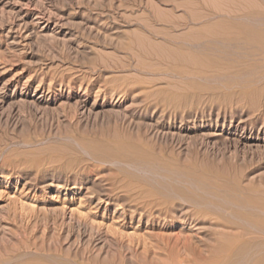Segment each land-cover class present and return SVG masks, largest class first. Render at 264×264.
I'll return each instance as SVG.
<instances>
[{
	"label": "rangeland",
	"instance_id": "1",
	"mask_svg": "<svg viewBox=\"0 0 264 264\" xmlns=\"http://www.w3.org/2000/svg\"><path fill=\"white\" fill-rule=\"evenodd\" d=\"M67 1L0 0V259L254 264L264 0Z\"/></svg>",
	"mask_w": 264,
	"mask_h": 264
},
{
	"label": "bare ground",
	"instance_id": "2",
	"mask_svg": "<svg viewBox=\"0 0 264 264\" xmlns=\"http://www.w3.org/2000/svg\"><path fill=\"white\" fill-rule=\"evenodd\" d=\"M51 2H54V0H50ZM127 1H129V0H127ZM134 0H131V2H133ZM142 1V0H141ZM34 2V1H33ZM67 2H69V1H67V0H56V3L57 4H55V6H56V8L59 10V11H61V12H67L69 9H70V6H69V4H70V2H69V4H67ZM136 2H138V1H134L133 3H136ZM129 4H130V1H129ZM138 5L140 4V2L139 3H137ZM43 5V4H42ZM123 5V4H122ZM128 5V4H127ZM140 6V5H139ZM36 7V6H35ZM43 7V6H42ZM41 7V8H42ZM63 7H65L66 9H63ZM116 8H114V10H115ZM114 10L112 11L114 14H116V12H114ZM119 10V9H118ZM44 11V10H43ZM74 15H76V13L75 14H73L72 16H74ZM98 16H100V17H104V15H98ZM108 20H113L114 21V18H113V16L112 15H107V16H105ZM261 19H263V18H261ZM100 20V19H99ZM263 21H264V19H263ZM124 24H126V26H132V25H136L137 27H140V28H144L146 25L145 24H143V23H139V22H134V20L133 19H124L123 21H122ZM259 23H262V22H259ZM261 25H263V24H261ZM76 27H77V25H76ZM145 208V207H144ZM259 239V238H258ZM263 239L264 238H262V242H264L263 241ZM250 240H252V239H250ZM256 240V239H255ZM242 241V240H241ZM253 242H255V241H253ZM260 242L261 241H259L258 242V240H257V243L258 244H260ZM245 243V242H244ZM247 243V242H246ZM240 244H242V242L240 243ZM262 244V243H261ZM233 246L234 245H236V243L235 244H232ZM248 245V244H247ZM263 245H264V243H263ZM237 247H238V245H236ZM235 246V247H236ZM246 246V245H245ZM236 247V248H237ZM241 247V246H240ZM247 247V246H246ZM245 247V248H246ZM227 248V247H226ZM228 248H229V245H228ZM235 248V250H237ZM231 249V248H230ZM257 249H258V251H257V253H258V256H261L260 258H258L257 257V255H256V257H257V259H256V261L255 260H253L252 258H251V260H253V263L255 264V262H257V260H258V262L256 263V264H264V246H258L257 247ZM234 250V249H233ZM243 250V249H242ZM242 250H240V248H239V251H242ZM246 250V249H245ZM255 250V249H254ZM248 251V250H247ZM228 252V249H227V251H226V253ZM233 252V251H232ZM253 252V251H252ZM251 252V253H252ZM230 253V252H229ZM254 253V252H253ZM256 253V254H257ZM228 254V253H227ZM231 254V255H230ZM230 254H228L229 256H232L233 257V255H232V253H230ZM234 254V253H233ZM245 254V253H244ZM250 254V253H249ZM227 255V259H228V256ZM238 255V254H237ZM24 255H19V256H15V257H13V258H11V259H0V264H32L33 262H24L23 263V259H24V257H23ZM236 256V255H235ZM28 257V256H27ZM252 257H254V258H256L255 257V255H253ZM234 258V257H233ZM236 258V257H235ZM240 258V257H239ZM247 258H249V257H246V259ZM30 259V258H29ZM44 259H45V257H44ZM43 259V260H44ZM229 259H231V257H229ZM228 259V260H229ZM238 259V257L236 258V260ZM241 259V258H240ZM239 259V260H240ZM244 259L245 258H243L242 260L244 261ZM42 260V261H43ZM46 261H48L49 260V258L47 257V259H45ZM248 260V259H247ZM246 260V261H247ZM230 261V260H229ZM228 261V262H229ZM232 261H233V259H232ZM250 261V260H249ZM248 261V262H249ZM255 261V262H254ZM44 262V261H43ZM52 262V261H51ZM231 262V261H230ZM236 261H234L233 263H235ZM237 262L239 263V262H241L242 263V261H238L237 260ZM247 262V263H248ZM252 262V261H251ZM46 263H48V262H46ZM45 263V264H46ZM232 263V264H233ZM244 263H245V261H244ZM34 264H37V263H34ZM49 264V263H48ZM222 264V263H221ZM249 264V263H248ZM252 264V263H251Z\"/></svg>",
	"mask_w": 264,
	"mask_h": 264
}]
</instances>
